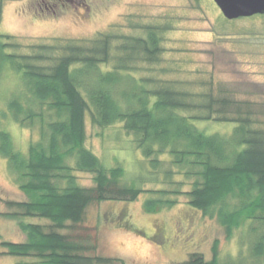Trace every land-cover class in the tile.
Instances as JSON below:
<instances>
[{"label":"trees","instance_id":"16d2710c","mask_svg":"<svg viewBox=\"0 0 264 264\" xmlns=\"http://www.w3.org/2000/svg\"><path fill=\"white\" fill-rule=\"evenodd\" d=\"M1 5L0 0V12ZM158 31L148 28L145 39L125 38L116 54L111 53L108 34L90 44L61 39L34 44L27 46L30 54L13 53L23 46L0 34V81L6 71H12L21 83V90L6 100L8 117L21 128L38 127V140L29 144L26 153L16 149L11 135L0 127V157L28 197L27 202L8 203L20 212L4 216L19 221L26 240L1 242L5 255L34 258L35 264H124L84 255L88 247L54 230L67 222L80 223L92 203L131 202L143 192L122 185V168H105L85 147L88 116L98 128L122 124L151 169L167 162L165 177H171L174 168L192 179L190 191L184 192L188 206L216 219L227 239L243 230L250 256L264 258V127L248 101L202 94V102L193 103L192 94L170 85L148 88L156 83L154 79H136L137 59L159 60ZM192 110L200 113L183 114ZM6 119L0 111V125ZM197 121L235 127L229 135H207L194 125ZM74 172L92 174L93 186H78ZM151 193L165 196L168 192ZM173 205L168 198H149L144 210L152 214ZM24 217L48 220L54 229L44 232L40 225L23 223ZM211 252L208 261L191 254L186 264H220L217 241Z\"/></svg>","mask_w":264,"mask_h":264},{"label":"rangeland","instance_id":"374dc122","mask_svg":"<svg viewBox=\"0 0 264 264\" xmlns=\"http://www.w3.org/2000/svg\"><path fill=\"white\" fill-rule=\"evenodd\" d=\"M0 34L8 35L23 47L13 53L30 54L27 46L51 44L57 39L90 44L102 34L112 37L111 53L125 44V38L147 37L148 28H158L161 53L157 63L137 59L136 79H154L148 88L170 85L192 94L191 101L202 102V94L214 98L248 101L255 119L264 127V15L226 20L213 0H1ZM107 67L106 69H110ZM21 90L12 71L0 81L3 102L0 111L7 114L0 127L12 138L16 149L27 152L38 140V127L21 128L5 107L6 100ZM190 101V100H189ZM200 111L183 112L196 115ZM194 125L210 135H229L235 124L197 121ZM85 147L109 169L120 167L122 185L142 189L135 201L92 203L78 224L67 222L61 229L52 228L48 220L24 217L25 224L40 225L44 232L54 229L69 239L88 247L84 255L117 259L124 264H186L191 254L205 261L212 257V246L218 242L220 264H264L248 251L243 230L227 239L216 219L204 217L188 206L192 179L175 173L165 177L170 168L165 162L157 170L150 168L136 148L132 135L122 124L106 128L93 126L85 118ZM166 159V158H165ZM76 184L93 186V175L74 172ZM168 192L165 196L151 191ZM180 191L183 193H174ZM163 197L174 205L156 213H146L144 202ZM0 157V243L26 240L18 220L4 214L20 212L9 202H27ZM241 241H243L241 243ZM0 246V264H35L34 258H15L4 254Z\"/></svg>","mask_w":264,"mask_h":264},{"label":"water","instance_id":"95a60500","mask_svg":"<svg viewBox=\"0 0 264 264\" xmlns=\"http://www.w3.org/2000/svg\"><path fill=\"white\" fill-rule=\"evenodd\" d=\"M226 20L264 15V0H213Z\"/></svg>","mask_w":264,"mask_h":264}]
</instances>
